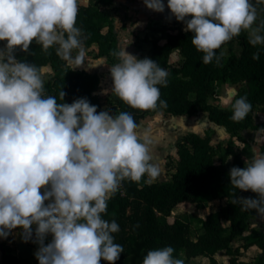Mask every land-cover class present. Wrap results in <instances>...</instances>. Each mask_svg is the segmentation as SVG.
<instances>
[{
    "label": "clouds",
    "instance_id": "9594fccd",
    "mask_svg": "<svg viewBox=\"0 0 264 264\" xmlns=\"http://www.w3.org/2000/svg\"><path fill=\"white\" fill-rule=\"evenodd\" d=\"M260 2V0H258ZM163 12V0H144ZM79 0H0V237L20 229L27 242L33 235L39 264H115L124 252L114 242L118 223L102 218L107 201L124 180L139 182L147 174L155 179L151 142L128 112L113 116L97 112L87 98L64 102L65 92L45 95L46 66L20 61L19 48L28 52L35 42L44 52L53 46L70 68L84 62L82 32L76 26ZM167 7L191 43L202 52L203 63L220 56L216 50L241 34L249 33L252 46L264 44V22L253 28L256 8L250 0H167ZM73 50H78L73 56ZM118 63L110 66L111 91L125 104L143 111L166 107L158 85L167 86V71L151 58H138L122 47L113 52ZM259 60V53L253 54ZM107 94V90H105ZM231 103L234 122L251 111L247 97ZM230 184L256 197H237L244 210L264 216V155L245 167L229 170ZM149 180V182H150ZM47 202V203H46ZM52 239L45 244V238ZM166 246L149 250L142 264H183Z\"/></svg>",
    "mask_w": 264,
    "mask_h": 264
},
{
    "label": "trees",
    "instance_id": "16d2710c",
    "mask_svg": "<svg viewBox=\"0 0 264 264\" xmlns=\"http://www.w3.org/2000/svg\"><path fill=\"white\" fill-rule=\"evenodd\" d=\"M112 2L113 0H91L88 4L79 6L76 26L82 32V45L94 46L97 55L118 50L113 20L104 8ZM250 2L256 8V28L264 22V0ZM160 29L161 36L150 39L148 58L160 64L174 48H178L181 58L168 63L170 74L167 76V86L158 85L160 99L166 101V107H160L158 103L155 110L131 108L115 94L102 99L95 93L102 74L83 68H70L56 54L58 45L44 52L41 46L33 42L28 52L17 48L15 55L18 60L38 67L51 64L52 73L44 80L45 95L55 96L58 102H63L59 98L62 90L65 92L64 102L71 103L77 98L85 97L92 105L97 106V112L107 111L113 116L128 112L135 122L153 111L191 115L204 110L209 120L223 125L236 137H240L239 131L243 128L264 130V122H255L252 115L254 109L264 111V44L252 46L249 43V33L242 31L232 39L236 45L227 56L221 47L216 50L217 56L223 53L219 63L214 58L211 63L205 64L204 54L192 45L193 33L184 30L183 22H176L173 26L162 25ZM259 34L264 35V30ZM254 53H259V60L253 59ZM226 80L244 82L234 100L241 96L247 97L251 111L240 122L231 119V106H219L208 100V97L217 94L218 87ZM260 151L264 153V139ZM176 153L177 159L172 162L169 179L149 182L147 174L139 182L126 179L122 181L123 192L118 190L107 201V213L102 214V218L109 222L115 220L118 225L125 224L126 207L131 198L137 197L144 206L139 216L129 217L131 232L115 241L124 248L120 260L115 264H142L149 250L166 246L174 248V258L181 259L183 264H190V258L199 254L208 256L210 262L215 263L214 254L220 249L230 255L228 264H239V248L256 247L258 252L255 261L242 264H264V233L261 231L251 241L238 245L231 243L236 235L247 228L253 214V210H244L239 202L232 204L237 197H250L253 193L240 191L230 184L229 170L233 166L246 167L248 164L238 152L232 150V141L229 140L224 146L219 142L213 145L208 134L200 135L190 131L177 141ZM223 197L227 198L224 205L210 211L205 218H198L199 230L194 239L188 237L190 223L171 214L174 206L186 208L190 203ZM156 211L165 216L162 222ZM9 236L0 237V247L6 245ZM180 252L184 257H180ZM9 256L14 260L18 259L12 252H9ZM1 261L16 264V261H6L5 258ZM101 264L108 263L101 260Z\"/></svg>",
    "mask_w": 264,
    "mask_h": 264
},
{
    "label": "rangeland",
    "instance_id": "374dc122",
    "mask_svg": "<svg viewBox=\"0 0 264 264\" xmlns=\"http://www.w3.org/2000/svg\"><path fill=\"white\" fill-rule=\"evenodd\" d=\"M165 4V9L163 12H156L150 8H148L146 5L144 6V10L141 11L140 7L136 6L134 2L128 5V8L122 5V3L119 2V0H115V4H111L108 6V11L113 15V21L115 25V29L117 30V33L119 37L125 40H128L130 44L138 49L136 55H138V58H145L149 57V46L150 43L149 38L159 35V33L156 31V28L163 24H171L170 26H173L176 24V22L181 23L180 21H177L175 17L171 14L170 9L167 7V0H163ZM82 3V0H79V4ZM135 5H134V4ZM150 12L156 13L155 15L150 18L151 20L147 19L148 16H150ZM148 14V16H146ZM253 28H255L253 24ZM129 44V43H128ZM126 42V51L130 54L133 53L132 48L130 45H128ZM6 41H0V50H3L5 48ZM235 42L230 40L226 42L224 45H222L223 52L225 56L228 55L230 49H232L235 46ZM116 52V51H114ZM118 52V51H117ZM78 53V50L73 51V56H76ZM15 55V51H14ZM16 56V55H15ZM88 57V56H87ZM179 53L176 51L170 54V56L161 62L159 65L163 67L168 75L170 74V70L168 69V63L173 62L175 60L180 59ZM90 58V56H89ZM84 61L85 58L83 57ZM115 59H117L116 56L111 55L110 61L111 64H114ZM117 62L118 59H117ZM83 65V64H81ZM86 65V64H84ZM110 70H106L102 73L104 77L108 76ZM51 70L49 66H46V72L43 76V80L48 78L51 74ZM244 82L239 83H228L224 84L222 83L220 85L219 91L216 94V96L209 97V99L213 102H220L221 103V97H224L225 99H229L232 101L233 96L235 95L236 91L242 86ZM113 86V82H108L107 80H102L99 83V86L97 87V91L102 99L107 98V95L113 94L111 91V88ZM105 90H107V94L105 93ZM112 96V95H111ZM228 105V104H227ZM231 106V103H229ZM206 119V114L198 113L187 115V114H179V115H173V114H167L163 111H155L153 112L149 118H146L142 124L139 126V132L140 133H146L148 136L149 141L151 142L150 147L153 152L160 151L158 154L156 153L154 156L153 163H155L159 168V174L155 179H151L148 177L150 181H162L164 178L169 177L168 170L170 169L172 165V157H177L176 153V143L178 140L182 138L183 135L190 131L199 132L201 134H204L205 132H214L217 131V137H220L223 135L222 130L218 129L217 126L210 124ZM250 131V130H249ZM215 133V132H214ZM245 140L249 143L255 144L253 146H257L259 141L262 138V134H259V132H255L253 135V132H247L245 134ZM239 140H237L238 142ZM242 142V141H241ZM239 142V143H241ZM245 142V141H244ZM243 143V142H242ZM251 147V146H250ZM250 147H246L245 150L247 153H249V157L251 160L257 156L262 155L260 152H255L254 155L251 157V151ZM160 148V150H159ZM163 164V168H162ZM162 169V170H160ZM256 193H252L250 197L255 198ZM143 203L137 198L133 197L130 200V203L126 207V215H125V224L119 225V232L113 233L114 236V242L121 239L123 236L131 232L130 229V216H139L143 212ZM157 216L160 222H162L165 219V216L160 212L156 211ZM175 215H179L180 218L187 220L190 223V229L188 231V237H193L196 235L197 230L199 228L197 227V224L199 221H197V203H190L188 207L182 208L178 207L174 211ZM261 216L256 214L255 210H253L252 218H260ZM171 217H169L170 219ZM257 222V221H256ZM262 225V224H261ZM261 232L264 233V226H261ZM52 236L49 234L45 240L44 243L47 244L51 241ZM16 240L19 243H25V245L32 244L33 248L31 246H28L29 248H32V251L29 255L26 253H22V257H18L17 260H14L12 257L9 256V252H12L13 248L11 244ZM241 241V240H239ZM39 247V244L36 242L35 233H33L32 237L25 242V240L22 238L21 231H15L12 230L10 234V246L3 245L0 247V264H7L6 262H2V258H5L6 261L15 262L16 264H39L38 260L36 259L34 253L37 251ZM258 251V248H254ZM21 250V249H20ZM20 253V254H21ZM264 253V251H263ZM21 254V255H22ZM241 255L242 257H245L247 261L245 262H254L256 259V252H253V250H250L248 252H244ZM20 255V256H21ZM182 255V253H181ZM252 260H251V259ZM120 260V258L118 259ZM207 261V260H205ZM210 262V261H209ZM108 263V262H107ZM192 264H202L201 260L195 259Z\"/></svg>",
    "mask_w": 264,
    "mask_h": 264
},
{
    "label": "crops",
    "instance_id": "0c3cea01",
    "mask_svg": "<svg viewBox=\"0 0 264 264\" xmlns=\"http://www.w3.org/2000/svg\"><path fill=\"white\" fill-rule=\"evenodd\" d=\"M91 0H82V3L81 4H88L89 2H90ZM119 2L120 3H122V5H124L125 7H127V9L128 8H130V7H128V5L129 4H131L132 2H134L135 4H136V6H138V7H140V10L141 11H143L144 9V6H145V3H144V0H119ZM133 3V4H134ZM80 4V5H81ZM111 4H115V0H113V2L112 3H109V4H106L105 6H104V8L108 11V6L109 5H111ZM134 4V5H135ZM108 13H109V15L111 16V18H112V20H113V15L110 13V11H108ZM156 13H154V12H150V16H148V14L146 15V16H148L147 17V19H149V20H151L150 18H152V16L153 15H155ZM179 23V22H178ZM113 25H114V21H113ZM162 25H166V26H170L171 24H163L162 23ZM162 25H160L159 27H157L156 28V31L159 33V35H156V36H153V37H160L161 36V34H162V31H161V29H160V27L162 26ZM114 30H115V32H116V37H117V47H118V50L117 51H119L122 47H124V50L126 51V42H127V44L128 45H130V47L132 48V51H133V55H135V56H137V57H139L138 55H136V54H138L137 53V51H138V49L136 48V47H134L133 46V44L131 45L130 44V42L128 41V40H125V39H123V37H122V39L119 37V35H118V33H117V30L115 29V25H114ZM153 37H150L149 38V43L151 44V42H150V39L151 38H153ZM150 47V46H149ZM82 48H83V50H84V58H85V61L82 63L83 65H79V66H77L76 68H83V69H85V70H87V71H90V72H98V73H103L104 71H106V70H110V66H112L113 64H111V62H109L110 61V58H111V55H112V53L113 52H111V53H109V54H103V55H97L96 54V48L94 47V46H84V45H82ZM73 51H76V50H73ZM116 51V52H117ZM173 51L174 52H178L179 53V51H178V48H174L171 52H170V54L171 53H173ZM170 54H169V56H170ZM88 56V57H87ZM89 56H90V58H89ZM179 58H181V55H180V53H179ZM179 60V59H178ZM115 63H118L117 62V59H115V61H114V64ZM84 64H86V65H84ZM43 66H49L50 67V70H51V72H52V66H51V64L50 63H47V64H45V65H43ZM108 76H106V77H104L103 75L100 77V79H99V83H100V81H102V80H107L109 83L110 82H113L112 81V77H111V74H110V72H109V74H107ZM239 82H243V81H238V82H231V81H229V80H226L225 82H223L224 84H228V83H231V84H234V83H239ZM222 84V83H221ZM220 84V85H221ZM244 85V84H243ZM242 85V86H243ZM99 86V84L97 85V87ZM242 86H240V88L242 87ZM95 88V93L96 94H98L99 95V93H98V91H97V89L98 88ZM219 88H220V86L218 87V91H219ZM239 88V89H240ZM238 89V90H239ZM238 90L236 91V93L238 92ZM218 91H217V93H218ZM236 93H235V95H236ZM114 94V93H113ZM113 94H111V95H113ZM111 95H107L108 97H110ZM235 95L233 96V98H232V102L234 101V98H235ZM100 96V95H99ZM216 96V95H215ZM212 97V96H211ZM208 100L210 101V102H212V103H215V104H217V105H219V106H223V107H225V106H230L229 104L228 105H222V103H220V102H213V101H211L210 99H209V97H208ZM153 112H155V111H153ZM153 112H151V113H149V114H146L144 117H142V118H140L136 123L138 124V126H140V124H142L143 122H144V120L146 119V118H149L150 117V115L153 113ZM196 113V112H195ZM194 113V114H195ZM198 113H203V114H206V119H208L209 120V118L207 117V113H206V111H204V110H198L197 111V114ZM167 114H169V113H167ZM188 115V114H187ZM192 115V114H191ZM190 115V116H191ZM252 115H253V119H254V121L255 122H264V111H262V110H259V109H254L253 110V112H252ZM207 120V121H208ZM210 124H213V125H215V126H217V128L220 130H222L221 132H223V135L222 136H220V137H217L218 135H217V131H214L213 133L212 132H205L204 134H201V133H199V132H197L198 134H200V135H205V134H208L209 136H210V142H211V144H213V145H215L216 143H221L222 144V146H224V145H226L227 143H228V141L230 140V141H232V150H234V151H236V152H238L240 155H241V157H242V159L245 161V162H247V163H250L251 162V158L249 157V153H247V151H245V150H248V149H246V147L248 148V146L250 147V151H251V157L254 155V153L255 152H260V154H262V155H264V153H262L261 151H260V145H261V143H262V141H263V139H264V130L262 129V128H250V127H247V128H243V129H241L240 131H239V135H240V137H236V136H234L233 134H231L230 132H228L227 130H226V128L223 126V125H221V124H217V123H215V122H213V121H211V120H209L208 121ZM140 130V129H139ZM253 132V135L255 134V132H259V134H262V138H261V140L259 141V143H258V145L257 146H253V145H255V144H253L252 145V143H249L250 141L248 140V142L245 140V134L247 133V132ZM247 139V138H246ZM237 140H239L238 142H237ZM243 143H242V142ZM245 141V142H244ZM239 142H241V143H239ZM159 150H160V148H159ZM160 152V151H159ZM158 151H155V152H153V150H151V155L152 156H154L156 153L158 154L159 153ZM154 154V155H153ZM153 158V160H154V157H152ZM172 159H173V162H175L176 161V159H177V157H172ZM162 168H163V164H162ZM160 170H162V169H160ZM171 170H172V168H170L169 170H168V173H169V177H166V178H164L163 180H166V179H169L170 178V172H171ZM149 180V179H148ZM226 201H227V198H225V197H223V198H214V199H211V200H208V201H205V202H201V203H197V221H198V218H205L206 216H207V214L210 212V211H212V210H214V209H216V208H218L219 206H221V205H224L225 203H226ZM179 206H174V207H172L171 208V214L173 215V216H177V217H180L179 215H175L174 214V211L176 210V208H178ZM261 216V215H260ZM182 218V217H181ZM183 219V218H182ZM185 220V219H184ZM257 221V222H256ZM264 226V216H261L260 218H252L251 217V220L249 221V223H248V226H247V228L241 233V234H239V235H236L234 238H233V240L231 241V243L232 244H234V245H238V244H241V243H243V242H247V241H251V240H253V239H255L257 236H258V233L261 231V226L262 225ZM33 227V233H35V225H33L32 226ZM197 227L199 228V223L197 224ZM13 230H15V231H18V230H20V229H13ZM21 231V230H20ZM197 232H198V230H197ZM191 238H195V236H193V237H191ZM239 240H241V241H239ZM6 244L8 245V246H10V236H9V238L7 239V241H6ZM11 246H12V253L13 254H15L17 257H22L23 256V252L24 253H26V254H30L31 252H33L32 251V248H33V246H32V244H30V245H28V246H31L30 248L27 246V245H25V243H19L18 244V242L16 241V240H14V242L11 244ZM21 249V250H20ZM250 250H253V252H256V255H257V250L256 249H254V247H247V248H245V247H240L239 248V252L237 253V261H238V263L239 264H242V263H244L245 261H247V259L245 258V257H242L241 255H243L242 253H246V252H248V251H250ZM22 252V253H21ZM22 255H21V254ZM181 253L182 252H180V257H184V254L182 253V255H181ZM21 255V256H20ZM229 257H230V255L229 254H227L226 252H225V250L224 249H220V250H218L215 254H214V259H215V263H211V262H209L210 261V258L208 257V256H206V255H203V254H199V255H195V256H193V257H191L190 258V264H192L193 263V261L195 260V259H197V260H201V262H202V264H228V262H229ZM251 259V258H250ZM205 260H207V261H205ZM252 260V259H251Z\"/></svg>",
    "mask_w": 264,
    "mask_h": 264
},
{
    "label": "built area",
    "instance_id": "2783aa9c",
    "mask_svg": "<svg viewBox=\"0 0 264 264\" xmlns=\"http://www.w3.org/2000/svg\"><path fill=\"white\" fill-rule=\"evenodd\" d=\"M119 191H121V192H123V190H124V187H123V182H121V184H120V187H119V189H118Z\"/></svg>",
    "mask_w": 264,
    "mask_h": 264
}]
</instances>
